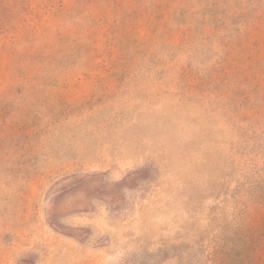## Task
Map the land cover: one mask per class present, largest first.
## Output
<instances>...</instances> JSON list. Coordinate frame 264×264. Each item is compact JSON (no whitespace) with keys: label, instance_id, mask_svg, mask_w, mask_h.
<instances>
[{"label":"rangeland","instance_id":"1","mask_svg":"<svg viewBox=\"0 0 264 264\" xmlns=\"http://www.w3.org/2000/svg\"><path fill=\"white\" fill-rule=\"evenodd\" d=\"M0 264H264V0H0Z\"/></svg>","mask_w":264,"mask_h":264}]
</instances>
